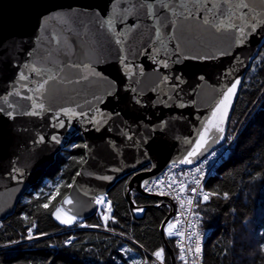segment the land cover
<instances>
[{
    "label": "water",
    "instance_id": "95a60500",
    "mask_svg": "<svg viewBox=\"0 0 264 264\" xmlns=\"http://www.w3.org/2000/svg\"><path fill=\"white\" fill-rule=\"evenodd\" d=\"M263 42L264 0H0V220L76 134L85 159L52 211L61 227L93 215L126 175L128 192L143 193L142 178L195 164L226 138Z\"/></svg>",
    "mask_w": 264,
    "mask_h": 264
},
{
    "label": "trees",
    "instance_id": "16d2710c",
    "mask_svg": "<svg viewBox=\"0 0 264 264\" xmlns=\"http://www.w3.org/2000/svg\"><path fill=\"white\" fill-rule=\"evenodd\" d=\"M228 133L234 134L229 154L205 182L212 195L198 204L210 228L204 264H264V42L243 78ZM84 159V141L76 134L1 221L0 264H144L147 253L152 256L158 249H163L164 263L172 264L161 229L170 212L167 201L144 191L128 192L133 173L107 191L112 207L107 229L100 228L95 214L83 220L95 229L69 231L53 220L52 211ZM46 180L55 187L43 188ZM133 205L143 207L139 217ZM69 236L73 239L65 244ZM168 242L178 264L174 241Z\"/></svg>",
    "mask_w": 264,
    "mask_h": 264
},
{
    "label": "built area",
    "instance_id": "2783aa9c",
    "mask_svg": "<svg viewBox=\"0 0 264 264\" xmlns=\"http://www.w3.org/2000/svg\"><path fill=\"white\" fill-rule=\"evenodd\" d=\"M234 134H228L225 140L200 158L195 164H181L173 162L168 164L157 179L152 184L141 185L146 193H151L160 197H168L170 203H166L169 211V218L164 223L166 227V237L172 238L177 247L179 264H204V243L210 232V228L205 226L201 212L198 210V203L204 201L205 193L211 194L205 187V182L209 177L215 174L220 162L224 160L231 146L233 145ZM199 181V183H195ZM181 185L184 190L181 191ZM196 191L193 192L192 190ZM102 203H98L96 216L100 219V223L106 228L107 220L111 217V201L107 195H102ZM101 198L99 200H101ZM192 203L189 204L188 201ZM158 204V203H157ZM143 210V207H137ZM169 224H174L175 227L169 229ZM76 228H98L94 225H87L82 222L78 226L68 228L69 231H74ZM172 231V235H169ZM73 239L69 236L65 240V244ZM199 248V252L197 249ZM161 255L151 256L147 253L144 264H164L162 252Z\"/></svg>",
    "mask_w": 264,
    "mask_h": 264
},
{
    "label": "snow or ice",
    "instance_id": "6c2138e0",
    "mask_svg": "<svg viewBox=\"0 0 264 264\" xmlns=\"http://www.w3.org/2000/svg\"><path fill=\"white\" fill-rule=\"evenodd\" d=\"M242 7H244V8H248V4H243ZM109 23H110V22H109ZM232 26H233V25H230V27H232ZM218 30H219V29H218ZM252 30L255 31V25H253ZM239 31H240L241 37H243V36L246 35V33H245V31H244L243 28L239 29ZM117 42L119 43V41H117ZM238 42L242 44V43H243V39H241V40L238 41ZM225 54H227V53H225ZM163 67H165V68L168 67L167 62L164 63ZM24 78H25V77H24L23 75H21V79H24ZM239 83H240V81H236L235 83H233V84L231 85V87H229V88L227 89V92L224 94L223 99L219 102V105L217 106L216 111H214V112L212 113V117H213V119H215V118L217 117V114H218V113H221V110H222V109L224 110V112H226L227 107H228V104H229V102H230V100H231V97H232V95L234 94L235 89L237 88V85H238ZM40 87L43 88V84H42ZM36 107L43 108V105H42V104H39V105H36ZM9 115H11V113H9ZM208 123H209V125H212V124H213V121L210 120ZM208 130H209V129L206 128V129H205V132L200 134V139L196 142L195 148L193 149L192 152L189 153V156H195V155L197 154V152H198V151H199V150H200V149H201V148L207 143L206 136H207V132H208ZM217 130H218V131H223L222 128H218ZM41 139H43V138H41ZM185 162L190 163L191 161H185ZM195 183L198 184L199 181H195ZM145 184H147V181H145ZM183 190H184L183 185H181V191H183ZM192 191L195 192L196 190L193 189ZM53 195H55V194H53ZM210 195H212V194L205 193L204 196H203V199H204V200H207V199L209 198ZM52 198H53V197H49L50 200H51ZM102 202H103V198H101V200H98V201H97V203H102ZM64 203H71V201L68 200V199H65V200H64ZM188 203L191 204L192 201L189 200ZM43 207L47 208V207H48V204H44ZM59 211H60V209H57V212H59ZM59 218H60V217L57 216V219H59ZM74 219H75V217H68L67 219L63 220L62 223H68V224H70V223H72V221H73ZM168 227H169V229H172V228L175 227V225H174V224H169ZM168 234H169V235H172L173 233H172V231H169ZM197 251L199 252V248L197 249ZM160 255H161L160 252H157V253H156V256L159 257Z\"/></svg>",
    "mask_w": 264,
    "mask_h": 264
},
{
    "label": "bare ground",
    "instance_id": "6f19581e",
    "mask_svg": "<svg viewBox=\"0 0 264 264\" xmlns=\"http://www.w3.org/2000/svg\"><path fill=\"white\" fill-rule=\"evenodd\" d=\"M144 171V170H143ZM162 172V171H161ZM160 172V173H161ZM159 173V174H160ZM157 176L158 175H156V176H154V177H151V178H147V177H144V178H142V180H141V182L140 183H142L143 181L145 182V181H147V184H152V183H154L155 181H156V179H157ZM139 188L142 190V191H144L143 189H144V187L141 185V184H139ZM145 192V191H144ZM146 193V192H145ZM148 194H151V193H148ZM157 196V195H156ZM100 197V196H99ZM158 198H160V199H165L166 201H167V203H170V200H169V198L168 197H160V196H157ZM96 201H98V199L96 200ZM200 203V202H199ZM198 203V204H199ZM166 227H165V225H163V227H162V234H163V237L164 238H166ZM176 247V246H175ZM158 250H160L161 252H163V249H158ZM158 250L154 253V254H152V256H154V255H156V253L158 252ZM176 250H177V247H176ZM175 257V256H174Z\"/></svg>",
    "mask_w": 264,
    "mask_h": 264
},
{
    "label": "rangeland",
    "instance_id": "374dc122",
    "mask_svg": "<svg viewBox=\"0 0 264 264\" xmlns=\"http://www.w3.org/2000/svg\"><path fill=\"white\" fill-rule=\"evenodd\" d=\"M228 125H229V124H228ZM227 131H228V130H227ZM133 174H134V173H133ZM133 174H132V175H133ZM52 182H53V181L46 180L42 187H43V188H46V189H48L50 186H51V187H55V185H54ZM134 185H136V183H134L133 186H134ZM134 191H135V190H134ZM1 221H2V220H0V225H1V223H2ZM29 235L32 236V234H30V232H29ZM135 259H136V258H135ZM137 261H138V260H137Z\"/></svg>",
    "mask_w": 264,
    "mask_h": 264
}]
</instances>
